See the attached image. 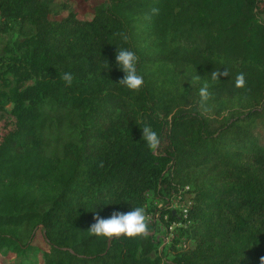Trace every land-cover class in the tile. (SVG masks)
<instances>
[{
  "label": "trees",
  "instance_id": "1",
  "mask_svg": "<svg viewBox=\"0 0 264 264\" xmlns=\"http://www.w3.org/2000/svg\"><path fill=\"white\" fill-rule=\"evenodd\" d=\"M54 1L0 0V264H260L264 0H85L84 18ZM118 48L138 57L139 92L119 84ZM173 190L187 217L155 206L184 222L188 246L171 257L150 225L134 239L88 233L97 214L147 211Z\"/></svg>",
  "mask_w": 264,
  "mask_h": 264
},
{
  "label": "clouds",
  "instance_id": "2",
  "mask_svg": "<svg viewBox=\"0 0 264 264\" xmlns=\"http://www.w3.org/2000/svg\"><path fill=\"white\" fill-rule=\"evenodd\" d=\"M159 14V8L153 7L150 10V14L145 16V19H151L152 16ZM122 38L127 41L126 34H120ZM116 63L119 66L120 71L125 75L119 81V84L123 85L129 91L139 92L144 84L143 76L138 73V57L135 52L126 48H118L115 56ZM221 76H229V72L226 69L221 72L213 70L211 72L212 81H217ZM61 79L67 86H71L73 82V75L70 72L62 74ZM245 74L239 73L235 79V87L243 88L245 86ZM200 107L204 108L207 101L211 97L208 83L203 84L199 89ZM142 139L145 141L147 147L150 150H155L159 145L158 134L152 129L150 125H145L141 128ZM103 166L102 164L100 165ZM95 222L88 229V233L91 236L97 238L109 239L112 238H128L134 239L138 237H147L149 234V224L147 220L146 211L143 207L132 208L127 212H114L109 218H102L100 215L94 217ZM260 264H264V257L260 258Z\"/></svg>",
  "mask_w": 264,
  "mask_h": 264
},
{
  "label": "rangeland",
  "instance_id": "3",
  "mask_svg": "<svg viewBox=\"0 0 264 264\" xmlns=\"http://www.w3.org/2000/svg\"><path fill=\"white\" fill-rule=\"evenodd\" d=\"M103 0H92L93 3H98ZM55 4L61 6L62 3H66L70 9L77 12L79 17H86L91 14L92 12V5H90L85 0H55ZM67 11H62L58 16H62L66 14ZM259 18L264 21V7L260 8L258 11ZM10 36L5 34L2 38H0V47L4 44L5 40H8ZM257 133L261 140L264 142V125L260 124L257 127ZM163 196L153 195L152 193L148 197V202L146 206V215L148 224L157 237L158 245L157 250L160 251L162 254H165L166 257H171L172 254L179 250L180 248L188 246V242L186 245L182 243L180 245L179 241L177 240L180 234V227L181 225H174L170 226L173 221L169 217L168 213L167 217H163L161 220L156 219L157 214L159 213V209H156L155 206H163L164 210L168 212V210H178L182 207V203L179 201V196L175 190L173 191H163L161 192ZM167 193V194H166ZM166 194V196H164Z\"/></svg>",
  "mask_w": 264,
  "mask_h": 264
},
{
  "label": "built area",
  "instance_id": "4",
  "mask_svg": "<svg viewBox=\"0 0 264 264\" xmlns=\"http://www.w3.org/2000/svg\"><path fill=\"white\" fill-rule=\"evenodd\" d=\"M180 211L182 212L181 214L184 217H187L188 216V205L185 204V203H182V207L180 208ZM164 217H167V214H165ZM156 219H160V213L157 214ZM174 225H184V222H182V221H173V223L170 226L172 227ZM184 245H186V242H184Z\"/></svg>",
  "mask_w": 264,
  "mask_h": 264
}]
</instances>
